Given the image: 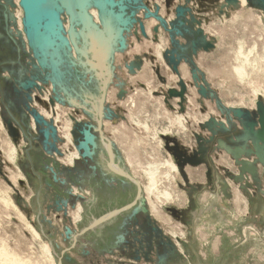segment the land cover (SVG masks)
Listing matches in <instances>:
<instances>
[{
	"label": "rangeland",
	"instance_id": "obj_1",
	"mask_svg": "<svg viewBox=\"0 0 264 264\" xmlns=\"http://www.w3.org/2000/svg\"><path fill=\"white\" fill-rule=\"evenodd\" d=\"M92 1L117 16L107 29L84 7L106 64L83 42L87 20L73 18L71 40L63 14L69 50L37 51L41 67L17 0H0V261L264 264V0ZM77 122L93 141L70 163ZM146 172L170 200L148 197ZM141 213L171 242L166 258L154 242L134 260Z\"/></svg>",
	"mask_w": 264,
	"mask_h": 264
},
{
	"label": "water",
	"instance_id": "obj_2",
	"mask_svg": "<svg viewBox=\"0 0 264 264\" xmlns=\"http://www.w3.org/2000/svg\"><path fill=\"white\" fill-rule=\"evenodd\" d=\"M109 5H114L113 0H105ZM18 5L23 13L22 24L24 27V31L28 37L29 44L32 47L34 52V56L37 59L38 64L42 67L43 63L40 60V54H37V51L40 53L46 50H54L53 42L56 40H60L61 43L67 46L69 50V43L64 34L66 33L63 29V22L61 21V16L63 14L68 15L69 19V32L67 35H70L71 40L72 37H77L78 35L74 32L73 29V18L80 17V19L88 20L90 22V18L85 12V8H89L94 6L97 9L98 17H108L109 15H105L101 12V5L99 2L90 1V0H19ZM92 5V6H91ZM85 7V8H84ZM80 10L82 15H74L75 10ZM84 12V13H83ZM72 45L74 46V42L72 41ZM44 47L48 48L45 49ZM75 47V46H74ZM125 48V43L121 39L119 41V49L123 50ZM77 52L76 48H74ZM36 53V54H35ZM43 58L46 57V54H42ZM49 55V54H48ZM183 88L181 86L180 92H169V95L174 97H179V99H183ZM258 114L261 119V123L264 126V108L261 104L257 105ZM91 129H94L92 125L87 123H75L73 130L71 131V135L77 137L75 141L78 143L76 149L78 151L88 150V144H92L93 137L90 133ZM97 130L100 133V121H98ZM83 140V142H82ZM121 173V172H120ZM123 176L128 178L130 181H134L130 176L121 173ZM135 183V182H134ZM139 195V193H138ZM146 213V211H145ZM142 238V242L144 247L140 244V249L143 251V256L145 261H149V256L155 249V246L162 247L164 251V256L166 258V253L169 251L173 252V246L171 242L164 237L161 229L152 222L149 216H146V223L143 226H139ZM139 241V242H141ZM154 242L155 246H154ZM168 249V250H167ZM134 260H138L134 258Z\"/></svg>",
	"mask_w": 264,
	"mask_h": 264
},
{
	"label": "bare ground",
	"instance_id": "obj_3",
	"mask_svg": "<svg viewBox=\"0 0 264 264\" xmlns=\"http://www.w3.org/2000/svg\"><path fill=\"white\" fill-rule=\"evenodd\" d=\"M19 0H17V2H18ZM91 10V9H90ZM90 12V11H89ZM92 13V16L96 19L97 17H98V15H97V13H96V10H95V12L93 11V12H91ZM90 13V14H91ZM23 14V13H22ZM103 19L104 18H106L105 19V21H104V23H106V25H107V29H110V25H112V28L114 27V25H116L117 24V16H116V14L115 15H111V16H108V17H102ZM98 20V19H97ZM100 21H101V18H100ZM86 22H88L89 24H87L86 25ZM21 23V22H20ZM102 23V22H101ZM85 25H86V31H87V33L86 34H84L83 36H84V41L83 42H85V40H89L88 42H89V46L91 45V50H92V53H91V55H92V57L94 56H97L96 58H99L100 60H102V61H105V64H106V59L105 58H103V56L101 55V51L100 52H98L97 50H95V48H97V47H99L100 48V50H103V48H105V43H104V41L106 40V38H105V35H104V33L102 32V31H100L97 27H96V24L95 23H92L91 24V22H89L88 20L87 21H85ZM14 29V28H13ZM83 45H85V43H83ZM82 49H83V46H82ZM102 57V58H101ZM109 57V56H108ZM110 58V57H109ZM98 64L100 65V63L98 62ZM103 65V64H102ZM101 65V66H102ZM96 66L98 67V65L96 64ZM94 67V66H93ZM104 67H105V70L107 71V68H106V66L104 65ZM101 69V68H100ZM99 69V70H100ZM104 70V71H105ZM235 71H236V73H238L239 75L241 74L240 72H241V69H239V68H236L235 67V69H234ZM102 73V72H101ZM106 73V72H105ZM104 73V74H105ZM104 74L102 75V74H98V75H100V76H97L98 78H99V80L101 79V77L103 76L104 77ZM102 75V76H101ZM102 77V78H103ZM104 79V78H103ZM89 94V93H88ZM90 95H93V94H90ZM47 97V96H46ZM45 113V112H44ZM45 115V114H44ZM47 115V114H46ZM70 125H67L65 128L66 129H64V130H66L65 131V137L68 139V141L71 143L72 141V139H71V127H69ZM63 132V131H62ZM71 135V136H70ZM102 140V139H101ZM99 147L100 148V145L99 144H97L96 145V143L94 142L93 143V147ZM110 147V146H109ZM108 148V147H107ZM101 149V148H100ZM99 149V150H100ZM110 149V148H109ZM13 150V149H12ZM76 150V149H75ZM77 151V152H76ZM75 151V153H74V155H73V153H72V157H71V159H70V163L72 162L71 160L72 159H77L79 156H78V150H76ZM99 152H101V155H102V151L100 150ZM109 152H110V150H109ZM108 152V153H109ZM109 154H111V153H109ZM12 155H13V152H10V153H8V155H7V157H8V159L10 160V159H12ZM109 156V155H108ZM110 157H111V155H110ZM14 158V157H13ZM92 158V157H91ZM10 161H12V160H10ZM112 165V164H111ZM164 165H166V166H170V168L172 169V170H176L175 169V167L171 164V163H168L167 161H166V163L164 164ZM110 166V165H109ZM149 167L150 166H147L146 168H147V170H149ZM109 168H112V169H114V167L113 166H110ZM151 168H153L152 166H151ZM95 169V168H94ZM114 170H118L117 168H115ZM156 170V169H155ZM155 170H154V172H155ZM151 171V170H150ZM153 171V170H152ZM115 172V171H114ZM119 172H121L122 173V171H118V173ZM147 172H149V171H147ZM146 172V176H148V181H149V185L147 186V188H146V193H147V195H148V197H149V195H154V194H156V195H154L155 196V198L158 200V199H160L161 197L163 198V199H165V200H170L172 197H170L171 195H169V194H167L166 192H162V193H159V191H158V188H157V191H156V181H155V174H154V172H152V173H147ZM135 182V181H134ZM145 191V190H144ZM145 193V194H146ZM5 200V199H4ZM141 203H143V201L141 202ZM144 204V203H143ZM129 208V207H128ZM137 208V207H136ZM152 212H154L155 214L157 213V210L155 209V207L152 205ZM124 210V209H123ZM121 211L120 210H118V211H116L115 212V214H111V215H109V216H106L105 217V219H107V220H109V218H111V217H113L114 215H116V213H120ZM157 215V214H156ZM159 216V215H158ZM159 218H160V216H159ZM102 220H104V219H100V221H102ZM106 220V221H107ZM141 241V240H140ZM43 252H47L48 253V255L49 254H51L50 252H48V250L46 249V248H44L43 247ZM137 252V251H136ZM1 255V254H0ZM2 256V255H1ZM5 258H7V257H5ZM13 259L15 260V263H14V261L12 262V261H10V262H7L6 264H23V263H20L16 258H14L13 257ZM0 264H5V263H2L1 261H0Z\"/></svg>",
	"mask_w": 264,
	"mask_h": 264
},
{
	"label": "flooded vegetation",
	"instance_id": "obj_4",
	"mask_svg": "<svg viewBox=\"0 0 264 264\" xmlns=\"http://www.w3.org/2000/svg\"><path fill=\"white\" fill-rule=\"evenodd\" d=\"M123 177H125V176H123ZM142 215H143V213H141ZM146 216L147 215H143V219L141 220V222L140 223H138V224H136L137 225V227H138V230H139V232H138V234H139V236H140V238H141V232H140V229H139V226H143L145 223H146ZM141 240H142V238H141ZM140 240H138V241H135V243L137 244V249H135V251H134V258H136V259H138V258H140V256L139 255H141V257H143L144 258V256H143V251H144V249H143V251L140 249V244L139 243H142L141 244V246L143 247L144 246V244H143V242L141 241V242H139ZM131 243H133V242H131ZM137 251V252H136Z\"/></svg>",
	"mask_w": 264,
	"mask_h": 264
},
{
	"label": "crops",
	"instance_id": "obj_5",
	"mask_svg": "<svg viewBox=\"0 0 264 264\" xmlns=\"http://www.w3.org/2000/svg\"><path fill=\"white\" fill-rule=\"evenodd\" d=\"M118 213H116V215H117ZM101 219H104V220H102L103 222L102 223H105V222H107L106 220H105V217H102Z\"/></svg>",
	"mask_w": 264,
	"mask_h": 264
}]
</instances>
